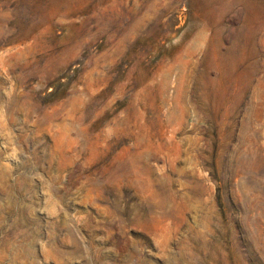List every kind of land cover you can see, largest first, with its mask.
<instances>
[{"label": "rangeland", "instance_id": "rangeland-1", "mask_svg": "<svg viewBox=\"0 0 264 264\" xmlns=\"http://www.w3.org/2000/svg\"><path fill=\"white\" fill-rule=\"evenodd\" d=\"M0 264H264V0H0Z\"/></svg>", "mask_w": 264, "mask_h": 264}]
</instances>
